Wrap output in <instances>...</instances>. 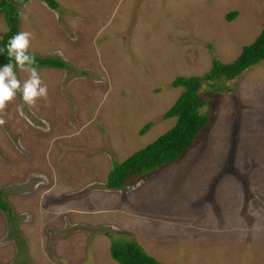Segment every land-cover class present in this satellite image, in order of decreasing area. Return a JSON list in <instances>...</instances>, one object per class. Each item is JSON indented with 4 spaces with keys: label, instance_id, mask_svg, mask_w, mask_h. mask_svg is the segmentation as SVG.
<instances>
[{
    "label": "rangeland",
    "instance_id": "rangeland-1",
    "mask_svg": "<svg viewBox=\"0 0 264 264\" xmlns=\"http://www.w3.org/2000/svg\"><path fill=\"white\" fill-rule=\"evenodd\" d=\"M56 2L14 3L19 48L64 67L0 69V264H118L112 239L162 264H264V59L201 83L211 122L177 161L104 186L173 124L175 76L236 57L264 0Z\"/></svg>",
    "mask_w": 264,
    "mask_h": 264
},
{
    "label": "trees",
    "instance_id": "trees-1",
    "mask_svg": "<svg viewBox=\"0 0 264 264\" xmlns=\"http://www.w3.org/2000/svg\"><path fill=\"white\" fill-rule=\"evenodd\" d=\"M28 0H0V15L5 29L0 36V69L9 70L10 80H14V69L19 66L63 68L64 62L58 57L40 56L21 50L18 46V10L16 3ZM47 7L55 9L56 0H40ZM235 10L229 11L227 20L235 17ZM264 59V23L253 40L241 47L239 54L231 61L222 63L212 58L209 69L198 76H175L170 82L181 91L162 117L173 118V124L153 141L134 151L120 162L111 163L106 173L104 186L108 189L119 188L135 182L145 173L155 171L165 164L175 162L192 145L196 135L211 122L210 110H204L206 100L199 88L203 82H214L218 78L232 79ZM149 127L145 123L139 130L143 134ZM0 209L10 213L9 206L1 199ZM109 255L118 264H162L148 255L136 242L112 239Z\"/></svg>",
    "mask_w": 264,
    "mask_h": 264
}]
</instances>
